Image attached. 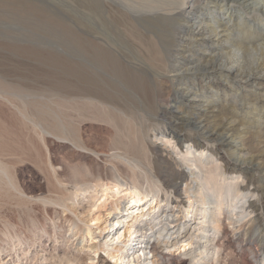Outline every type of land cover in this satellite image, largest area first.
Wrapping results in <instances>:
<instances>
[{"label":"rangeland","instance_id":"obj_1","mask_svg":"<svg viewBox=\"0 0 264 264\" xmlns=\"http://www.w3.org/2000/svg\"><path fill=\"white\" fill-rule=\"evenodd\" d=\"M191 2L179 18L182 23L184 18L196 21L198 15L205 21L212 15L221 16L220 0H195L187 14ZM256 2L228 0L222 5L230 13L244 12V23L253 25L247 26L243 33L234 21L226 33L222 27L218 28L221 35L211 37L217 44L210 41L205 44L209 51H203L202 45L191 43L188 36H183L176 40L179 54L168 51L166 55L159 52L155 41H147L129 29L123 17L128 9L126 0H0V258L5 257L9 240L39 232L49 215H55L57 206L47 204L46 214L42 205L30 198L40 187L49 193L55 190L56 181L48 177L49 162L59 170L63 181L69 178L96 181L98 175L106 174L104 182L110 185L120 181L122 187L130 184L140 190L147 184L160 189L162 196V181L157 174L173 173L186 163L182 161L180 167L176 166L167 151L159 149L154 151L153 158H147L149 152L144 150L141 139L150 135L157 141V133L165 128L174 129L180 136L194 134L188 119L203 114L209 121L221 117L234 120L233 142L222 143L221 138L215 137L208 143L212 154L220 157V165L226 166V173L250 177L259 187L261 217L240 247L231 243L229 225L224 219L204 261L190 263V257L183 254L188 248H183L181 243L165 251L180 259V264H264V168L252 166L246 160L254 155L264 163V76L247 77L252 63L259 58V51L250 48L232 51L230 47L232 41L264 40L261 14L250 8ZM111 5L116 9L111 10ZM241 19L234 14V20ZM184 28H189L188 24ZM225 35L228 40L224 39ZM231 60L238 67L236 75L221 67ZM174 67L181 74L171 71ZM162 100L170 105L163 106ZM42 135L47 148L41 142ZM76 136L83 140V148L72 144ZM112 150L116 154L110 161L105 160L109 158L106 153ZM220 165L216 171L221 170ZM201 168L205 174L213 166L201 164ZM7 180L16 183L17 189L9 187ZM100 185L94 186L98 192L91 198L84 196L83 203L90 210L100 203L101 210L93 211L102 214L112 200H101ZM205 190L209 197L213 195L209 185ZM236 201L237 198H232V203ZM114 228L117 230L113 235L119 233L122 225ZM139 235L132 244L136 251L148 239L144 233ZM54 247L42 249L40 260L68 264L65 258L68 254L57 245ZM199 249L202 246L196 252ZM102 259L112 260L98 251L87 264H100ZM14 263L12 258L9 264Z\"/></svg>","mask_w":264,"mask_h":264},{"label":"bare ground","instance_id":"obj_2","mask_svg":"<svg viewBox=\"0 0 264 264\" xmlns=\"http://www.w3.org/2000/svg\"><path fill=\"white\" fill-rule=\"evenodd\" d=\"M189 1H192L190 6H187L190 10L187 14H190L194 6L192 3L195 0H126L128 9H126L127 12L124 13L123 17H125L130 27L129 29L136 35L148 39L147 41H155L159 44V52L162 54H166L168 51L179 54L178 50H176V40L178 39L179 41L183 36H188L191 43L202 45L203 51H209L208 46L206 47L205 44L208 41L212 45L217 44L211 40V37H214L213 39L219 37L221 30L225 31V33L228 32L231 22L235 21L240 26L239 30L242 33L248 26L243 21L246 18L243 11L230 13L222 6L228 0H220V5L217 4L221 16H219L220 14L209 16L207 21L200 19L199 15L195 17L196 21L188 20L184 18L186 16H183L185 22L182 23L179 18L182 17ZM204 1L209 2L211 0ZM104 6L105 4H103ZM110 8L111 10L116 9L115 5H111ZM250 8L257 14H261V20L263 21L261 27L264 29V0H257L254 6ZM234 14L241 16L242 19L234 20ZM184 24H188L189 28H184ZM252 25L251 23L248 28ZM219 27H222L220 31L218 30ZM208 32L211 33L208 34ZM224 39L228 40V36L225 35ZM261 39H255L256 41L250 39L232 41L233 43L231 42L230 44L232 51L247 50L249 48L257 53L259 51V58L252 63L249 72L247 71V77L250 75H255V77L264 76V40ZM224 66L228 72L231 71L234 74L238 70L233 60L221 65V67ZM171 71L175 73L178 68L174 67ZM196 96L203 97L201 95ZM163 100L161 103L163 106L170 105L169 101ZM188 121L194 127V134L180 136L181 134L178 135L174 129L165 128L162 132L157 133L159 135L157 141H154L150 135L143 136L141 139V145L144 150L147 153L149 152L147 158H153L154 151L159 149L167 151L176 166L180 167L182 161L186 163L180 169L177 168L172 171L173 173L162 172L157 174L162 181V196L159 194L160 189H153L147 184L140 190L134 184V186L129 184L122 187L120 181L110 185L108 182H104L106 174L98 175L96 181L76 178H69L63 181L60 178L59 170L49 160L48 177L56 181V188L53 193H49L48 190L40 187L34 194H31L30 198L31 201L41 204L45 213L47 212V204L57 206V210H54L55 215H49L48 221L41 226L39 232L25 238L18 237L15 241L9 240L4 250V253L6 252L5 257L0 258V264H9L12 258L15 260L14 264H23V262H27L26 264H50L41 261L39 258L41 250L50 245L52 248L57 245L58 249L62 248L64 253L68 254L65 257L68 264H87L88 260L94 259L98 251L106 253L112 259L110 261L102 259L100 264H180V259H174L167 253L170 247H175L178 243H181L180 245L183 248H188V251L183 254L190 257L189 262L197 263L204 261L212 241L215 239V232L221 230L222 225H224V219L227 220L229 225L231 243L236 247L242 246L247 240L248 231L261 217L260 214L263 207L262 192H260L259 187L252 182L250 177L244 178L241 174L236 175L234 172L233 174L226 173V166L222 167L220 165V157L212 154V146L208 143L209 140L215 137L221 138L222 143L233 142L232 132L236 129L232 124L234 120L221 117L217 121H209L203 114H196V116L190 117ZM40 138L42 144L47 148L48 145L44 135L40 136ZM200 138H203L205 143ZM72 142L76 146L82 148L84 146L83 140L78 136ZM234 143L236 145L239 144L237 141ZM115 154V150L106 153L109 158H105V160L110 161ZM172 154H181V156H178V158ZM241 155L238 154L237 157H241ZM131 160L138 164L137 160ZM246 160L252 166L264 168V163H260L259 157L250 155ZM201 164L204 167L212 164L213 168L211 170L207 168V172L202 174ZM218 165L221 166L220 171H216ZM195 168H198V171L194 170ZM188 177L189 181H187ZM194 179L197 181H194ZM98 180L102 182V185L97 182ZM7 182L9 187L17 189L16 183L12 184L8 180ZM95 185H100L103 188V192L100 194V196L103 195L101 199L103 202L105 199L112 200L110 205L106 207L107 211L102 214L101 212L94 213L93 211L101 210L100 203L94 209L92 208L93 210H90L89 206L86 207L87 205L83 203L84 196L85 198H91L95 191L98 192V189L94 188ZM206 185H209V189L213 192L210 197L206 192L207 190H205ZM23 197L25 196L23 195ZM232 198H237V201L232 203ZM127 203L130 206L124 208ZM123 211L125 213L119 215ZM115 225H122V228L119 229V233L113 235L112 232L117 230V228H114ZM139 233H144L148 239L143 244H140L139 251H136L133 249L132 244H135L137 239L140 238ZM87 239L89 240L88 242H86ZM119 239L124 241L116 243L117 241L115 240ZM190 246L192 247L190 248ZM201 246L202 249L196 252L197 248ZM60 258L63 259L64 256L60 255Z\"/></svg>","mask_w":264,"mask_h":264}]
</instances>
